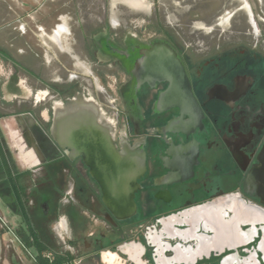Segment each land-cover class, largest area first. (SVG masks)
<instances>
[{"label": "flooded vegetation", "instance_id": "obj_1", "mask_svg": "<svg viewBox=\"0 0 264 264\" xmlns=\"http://www.w3.org/2000/svg\"><path fill=\"white\" fill-rule=\"evenodd\" d=\"M245 1L178 0L182 14L171 28L148 17L139 29L72 2L73 76L88 66L103 99L80 81H48L16 105L29 113L22 138L37 162L19 169L9 155L2 166L0 233L8 240L10 228L20 242L6 243V252L28 250L8 213L32 226L50 262L61 255L65 264H256L264 255V27L241 25ZM181 67L187 104L178 98L187 94ZM79 94L113 119L119 150L145 153L130 217L107 209L82 157L52 137L56 103Z\"/></svg>", "mask_w": 264, "mask_h": 264}, {"label": "crops", "instance_id": "obj_2", "mask_svg": "<svg viewBox=\"0 0 264 264\" xmlns=\"http://www.w3.org/2000/svg\"><path fill=\"white\" fill-rule=\"evenodd\" d=\"M75 1L0 0V185L6 182L2 171L6 157H13L2 134V129L11 126L4 121L11 117L21 130L27 131L29 128L25 119L29 117V113L14 115L16 105L21 103L22 99L30 100L31 95L39 90L37 82L59 80V72L69 68V47L66 45L72 41L69 32L79 31L77 21H73L70 14L71 9L78 8L76 3H72ZM244 4L245 20L241 25L248 29L251 27L257 32L260 26L264 27V0L255 1L253 6L249 0ZM224 19L227 21V17ZM57 32L61 46L53 37ZM261 51L264 53V42L261 44ZM78 65L79 61L74 59L73 69L70 71H77ZM6 106L13 109L7 110ZM19 140L18 144L16 141L12 146L18 150L15 159L24 162H18L19 169H29L37 162L34 144L25 142L23 138ZM28 151L34 154V159L23 158V153ZM17 226L22 231L26 222L19 219ZM7 237L0 233V264H23L24 256H20L19 248L14 247L10 253H6ZM26 246L36 258L38 253L35 247ZM29 260L32 264H38L37 261ZM255 262L264 264V255L257 254Z\"/></svg>", "mask_w": 264, "mask_h": 264}, {"label": "water", "instance_id": "obj_3", "mask_svg": "<svg viewBox=\"0 0 264 264\" xmlns=\"http://www.w3.org/2000/svg\"><path fill=\"white\" fill-rule=\"evenodd\" d=\"M181 73V87L187 94L178 98L187 104L189 83L182 67ZM51 134L61 150L82 157L110 212L118 219L136 212L134 196L139 188L137 180L145 170V153L143 150L117 148L115 123L95 98L79 94L66 102L56 103Z\"/></svg>", "mask_w": 264, "mask_h": 264}, {"label": "rangeland", "instance_id": "obj_4", "mask_svg": "<svg viewBox=\"0 0 264 264\" xmlns=\"http://www.w3.org/2000/svg\"><path fill=\"white\" fill-rule=\"evenodd\" d=\"M146 1V4L148 5V8L145 10H136V9H132L130 7H128L127 5L123 4V3H116L115 5L112 4V0H86L85 2V9L86 12L89 14L91 12H88L91 9H98L99 13L101 15V20L104 21H108L109 15L111 19H116L118 21V23L120 24H125V25H132V26H136L137 29L140 28L141 25L145 24L146 19L149 17L151 18L153 21L157 20V17L160 18L162 24L166 25L168 28H171L170 23L174 24L176 22V19H179L181 16V12H179V7L177 5L178 0H144ZM94 13V12H92ZM240 18H244L245 16L243 15V13L240 14ZM107 23V22H106ZM185 30H189V28H184ZM204 36L206 35L205 33H202ZM72 61L69 60V68L70 70L73 69L72 66ZM78 70V69H76ZM81 72L83 73V75H81L80 78H84V81L81 80L79 77L76 78L73 75H76L74 72H68L65 70H62L59 73L61 76L59 77V80L56 81H52L49 82L50 85L56 86V85H63V84H72V85H76L78 83V81H80L81 83H83V85L85 84L86 87L90 88L92 91L97 92V90L94 87V84H100L103 86V82L98 81L97 79L93 80L91 78L90 74V69L88 66H86L85 70H81ZM70 75V77H69ZM94 78V76H93ZM86 80V81H85ZM37 89H44L41 88V86H39V88ZM38 90V91H39ZM23 95L25 96V92H22ZM99 93V97L101 99H103V95L100 92ZM33 95H31L30 98H32ZM24 101H26L25 99H22ZM29 99H27L28 101ZM24 102H21V105H23ZM7 110H12V107L6 106L5 107ZM23 112H25L24 110H17L16 112H14V115H19L22 114ZM27 120V119H25ZM6 124L8 123L12 128L10 129L8 126L5 127L4 129H2V134L3 137L5 139V142L7 143V146H9V152L12 153L13 157L16 158V156H18V150L13 146V143L19 139L22 138L23 133L25 132V130H21L20 127H18L16 125V123L12 120V118H6V121H4ZM4 123V124H5ZM21 160V159H20ZM19 163L24 164L23 161H18ZM0 209L3 211V206L0 205ZM4 212V211H3ZM7 217V219H9V221L11 222L12 226H16L17 225V221L14 219L12 214H8L5 215ZM10 224V223H9ZM53 236L55 234V232L52 231V229H50ZM54 247V245H53ZM60 251H63V248L61 246H59L58 248ZM11 251H8L6 253H10ZM20 256H24V260H23V264H32L30 262L29 259H31L26 250H21L20 252ZM72 264H78L73 262Z\"/></svg>", "mask_w": 264, "mask_h": 264}, {"label": "trees", "instance_id": "obj_5", "mask_svg": "<svg viewBox=\"0 0 264 264\" xmlns=\"http://www.w3.org/2000/svg\"><path fill=\"white\" fill-rule=\"evenodd\" d=\"M21 237L25 242V245L34 246L37 250L36 259L38 264H65V259L61 255H56L53 261H49L47 258L41 256L43 250L48 249L47 245L38 237L30 224H27L21 231ZM32 238L33 241L30 240Z\"/></svg>", "mask_w": 264, "mask_h": 264}, {"label": "bare ground", "instance_id": "obj_6", "mask_svg": "<svg viewBox=\"0 0 264 264\" xmlns=\"http://www.w3.org/2000/svg\"><path fill=\"white\" fill-rule=\"evenodd\" d=\"M118 2L123 3L127 6H130L131 8H136V9H141V8L147 7V5L145 4L146 1H144V0H112V4H116ZM53 37H54L55 42H57L58 45L61 46L60 41H59L60 38L58 37V32ZM26 157L29 160L35 158L34 154H31L29 151L23 153V158L26 159ZM28 159H27V161H28Z\"/></svg>", "mask_w": 264, "mask_h": 264}, {"label": "built area", "instance_id": "obj_7", "mask_svg": "<svg viewBox=\"0 0 264 264\" xmlns=\"http://www.w3.org/2000/svg\"><path fill=\"white\" fill-rule=\"evenodd\" d=\"M0 223L3 225L5 222H4V220L0 217ZM8 232H9V238H8V240H7V246L8 245H11L14 241H17V242H19V240L16 238V236L12 233V231L10 230V228L8 229ZM19 244H20V242H19ZM26 250V249H25ZM26 252H27V254H28V256L34 261V262H36L37 260H36V258H35V256L33 255V254H31L28 250H26ZM43 256L44 257H46V258H49L50 256H49V254L48 253H44L43 254Z\"/></svg>", "mask_w": 264, "mask_h": 264}]
</instances>
